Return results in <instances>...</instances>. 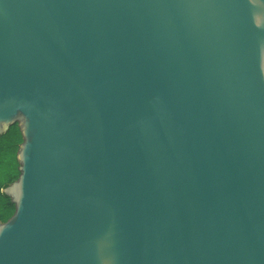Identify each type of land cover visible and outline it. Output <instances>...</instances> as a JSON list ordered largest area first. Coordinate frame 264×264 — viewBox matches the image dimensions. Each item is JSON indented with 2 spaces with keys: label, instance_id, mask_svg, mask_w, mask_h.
<instances>
[{
  "label": "water",
  "instance_id": "1",
  "mask_svg": "<svg viewBox=\"0 0 264 264\" xmlns=\"http://www.w3.org/2000/svg\"><path fill=\"white\" fill-rule=\"evenodd\" d=\"M0 264H264V0H0Z\"/></svg>",
  "mask_w": 264,
  "mask_h": 264
},
{
  "label": "trees",
  "instance_id": "2",
  "mask_svg": "<svg viewBox=\"0 0 264 264\" xmlns=\"http://www.w3.org/2000/svg\"><path fill=\"white\" fill-rule=\"evenodd\" d=\"M22 137L17 124L0 134V221H5L14 211V204L1 189L18 176L16 152Z\"/></svg>",
  "mask_w": 264,
  "mask_h": 264
}]
</instances>
